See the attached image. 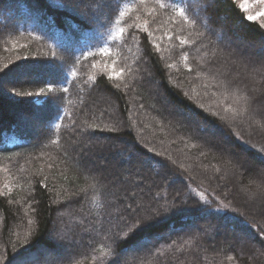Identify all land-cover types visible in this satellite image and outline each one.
<instances>
[{
	"label": "trees",
	"instance_id": "1",
	"mask_svg": "<svg viewBox=\"0 0 264 264\" xmlns=\"http://www.w3.org/2000/svg\"><path fill=\"white\" fill-rule=\"evenodd\" d=\"M262 105L236 0H0V264H264Z\"/></svg>",
	"mask_w": 264,
	"mask_h": 264
},
{
	"label": "rangeland",
	"instance_id": "2",
	"mask_svg": "<svg viewBox=\"0 0 264 264\" xmlns=\"http://www.w3.org/2000/svg\"><path fill=\"white\" fill-rule=\"evenodd\" d=\"M239 4V6L242 8V10L246 13L247 18L249 17H255L256 19H249L251 21H261L264 18V0H236ZM124 7V12L125 8ZM121 34V26L119 23H116L114 27L110 30L109 33L106 35L101 36V42H93V44L89 45V51L90 52H107L109 50V44L114 39L118 38ZM103 38V39H102ZM90 43V41H88ZM238 44V43H237ZM243 63L239 61H229L227 66L225 65L224 68L226 70L233 69L234 76H242L243 80L245 82H250L251 85H254L255 83V77L256 74H259V72H256V70L252 69V58L250 55H247L244 57ZM261 74V73H260ZM262 76V75H261ZM257 92V91H255ZM260 111L264 112V105H262L260 108ZM218 139V138H217ZM219 142V141H217ZM206 200L207 198L204 197ZM209 202H212V200L209 199ZM221 213H225V210L221 209Z\"/></svg>",
	"mask_w": 264,
	"mask_h": 264
},
{
	"label": "snow or ice",
	"instance_id": "3",
	"mask_svg": "<svg viewBox=\"0 0 264 264\" xmlns=\"http://www.w3.org/2000/svg\"><path fill=\"white\" fill-rule=\"evenodd\" d=\"M180 15L181 16H184L183 9L180 10ZM249 19H256V18L255 17H249ZM182 43H183V41H182ZM185 59H187V57H185ZM158 215H159V211H157L154 214H150V215L144 217L143 220H136V221H134L131 224V226L129 228V231L131 232L133 229H137L139 231H143L144 229H146V228H148V227H150L152 225V222H153L154 218L156 216H158Z\"/></svg>",
	"mask_w": 264,
	"mask_h": 264
}]
</instances>
